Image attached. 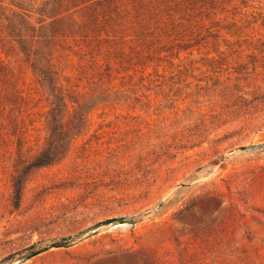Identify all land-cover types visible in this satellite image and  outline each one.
I'll list each match as a JSON object with an SVG mask.
<instances>
[{
  "label": "rangeland",
  "instance_id": "obj_1",
  "mask_svg": "<svg viewBox=\"0 0 264 264\" xmlns=\"http://www.w3.org/2000/svg\"><path fill=\"white\" fill-rule=\"evenodd\" d=\"M0 264H264V0H0Z\"/></svg>",
  "mask_w": 264,
  "mask_h": 264
},
{
  "label": "trees",
  "instance_id": "obj_2",
  "mask_svg": "<svg viewBox=\"0 0 264 264\" xmlns=\"http://www.w3.org/2000/svg\"><path fill=\"white\" fill-rule=\"evenodd\" d=\"M113 221H114L113 219L107 220L102 224H108V223H111ZM73 241H74L73 237L63 238L60 242L54 243L53 246L54 247H68L72 244Z\"/></svg>",
  "mask_w": 264,
  "mask_h": 264
}]
</instances>
